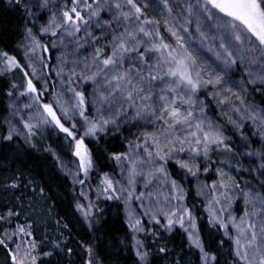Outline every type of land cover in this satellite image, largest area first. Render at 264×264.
<instances>
[{"label": "snow or ice", "instance_id": "snow-or-ice-1", "mask_svg": "<svg viewBox=\"0 0 264 264\" xmlns=\"http://www.w3.org/2000/svg\"><path fill=\"white\" fill-rule=\"evenodd\" d=\"M10 4L21 12L24 20L23 39L17 46L24 50L27 64L22 65L16 56L0 50V75L13 70L23 74V80L19 84L11 83L7 92L8 97L15 96L8 104L12 114L19 115L18 103L24 97L28 102L23 104V109L35 107L36 112L26 121L21 118L24 132L9 120L3 140L11 141L20 135L28 147L40 151L34 143L37 129L47 126L65 134L67 150L77 160L75 170L64 164L51 147L44 151L52 155L74 186H81L74 197L75 209L89 231L94 232L100 223L96 216L100 210L83 190L95 167L85 137L96 138L109 129L122 133L123 126L128 125L131 138L124 137L127 151L110 156L126 173L124 183L104 173L95 191L98 199L103 196L124 202L136 257L134 264H151L153 254L149 245L138 238V233L150 234L158 253L167 255V245L159 243L163 239L160 229L171 233L176 227L186 234L190 248L199 251L201 264H219L218 256L206 249L197 218L183 203L184 189L178 180L172 179L166 164L174 160L187 176L198 178L202 162L210 165L211 153L238 155L222 126L207 116V104L200 99L202 90L211 89L207 95L217 105H229L235 114L236 118L224 113L228 123L239 130L242 121L250 120L258 129L259 149H251L249 145L243 154L251 158L249 167L244 168L236 159L235 170L260 180V188L264 189V179H260L264 177V111L247 104L243 95L248 92V85L264 92V0H195V3L183 0L175 5L170 0H10ZM193 20L202 46L219 41L208 46L218 62L216 66L192 49L189 25ZM45 37L50 39L51 48L60 52L55 67L50 68L43 55L38 60L44 68L55 71L61 87L59 92L46 80L42 90L33 81L37 77L33 58L37 52L50 51L49 44L43 42ZM256 65L259 71H253ZM26 69H31V73ZM237 69L242 70L238 81L233 79ZM88 84L92 85L91 104L95 108L91 117L86 114L88 95L81 90ZM50 87L53 103H44L41 98ZM66 95H69L67 100ZM233 98L239 101V106L233 104ZM77 116L82 121V131L78 129ZM68 121H71L70 127L66 126ZM132 128L136 129L134 133ZM242 139L246 138L242 136ZM220 163L233 167L231 160ZM209 170L210 166L203 167L205 173ZM216 173L219 179L213 182L212 196L206 205L209 225L218 227L232 241L233 255L242 264H264V191L250 187L249 182L242 186L221 167H217ZM138 177L143 179L145 190L158 181L169 191L167 194L141 191L137 195ZM4 179L7 182L2 187L6 191L18 190L21 185L24 189L31 187L33 192L37 190L38 182L27 170H18L10 181L8 177ZM204 187L207 186L202 185L198 194ZM236 192L245 206L238 220L231 214L225 215L236 199ZM24 195L17 197L21 206ZM39 195L47 209L46 216L51 218L54 204L47 203L51 197L43 187H39ZM81 198L88 203H81ZM145 199L150 202L148 207L143 205ZM133 200L141 202L143 213L153 227L146 228L141 218L133 215ZM19 215L20 212L10 207L0 213V222L11 223V218ZM159 217H163V222ZM229 224L235 230L234 236L229 233ZM56 226L55 235L46 232L40 238H35L31 223L17 224L12 231L4 228L0 233V248L5 252L3 264H51L45 258L65 251L71 255L73 250L61 230L67 225L61 226L56 219ZM17 239L20 243H15ZM220 244H224L223 239ZM81 248L86 254L82 264H99L93 259L92 245H81Z\"/></svg>", "mask_w": 264, "mask_h": 264}, {"label": "trees", "instance_id": "trees-1", "mask_svg": "<svg viewBox=\"0 0 264 264\" xmlns=\"http://www.w3.org/2000/svg\"><path fill=\"white\" fill-rule=\"evenodd\" d=\"M195 3V0H191ZM173 4V3H172ZM151 15V10L149 11ZM175 15V11H174ZM23 24L21 12L11 6L10 0H0V50L7 51L10 55L16 56V46L23 38ZM194 24L189 25L192 33L191 43L192 49L196 50L198 55H208L210 59L216 61L212 52L208 51L209 43L218 44L219 41L206 42L203 46L199 42L198 34ZM164 34V33H163ZM207 56V57H208ZM209 58V57H208ZM217 62V61H216ZM218 64V62H217ZM242 70L237 69L233 74V79L240 80ZM23 79V74L18 70H13L5 75H0V213H4L10 207H14L20 212L19 217H12L11 223L0 222V233L4 228L9 231L15 229L17 224H33L35 238H40L44 233L49 235L56 234V219L60 220L61 226L67 225V228L61 230L65 233V238L68 247L72 248V254L67 251L63 254L54 255L50 259L51 264H82L86 259V254L83 253L81 245H92L94 248V257L99 264H134L136 257L134 250L131 247L132 233L127 226L123 216V205L120 202L103 199L99 201V210L96 216L99 218V226L97 231H89L84 223L82 216L75 209V196H77L75 187L70 177L64 175L60 170V165L44 148L48 147L45 140L41 137H34V143L40 151L28 147L24 143L20 135L14 136L13 140L5 141L4 119L8 113L6 103V94L10 90L11 83H20ZM247 79V77H245ZM253 85H248V92L244 93V99L247 104L256 105L259 110L264 111V92H257ZM208 89L207 91H210ZM207 91L202 90L199 94L200 99L205 100L207 107L205 109L207 116L222 126L224 135L229 137V143L234 151L238 153L236 157H231L228 154L211 153V166H223L230 170L237 182L242 186L249 182L250 187L264 191L260 188V180L250 176L246 172L237 173L235 170V161L239 159L244 168H246L248 158L243 154L251 149H258L260 141L253 128L250 120L242 121V126L239 130L233 129L220 117L217 103L214 99L207 95ZM124 131L117 133L114 129H109L106 133L98 138L88 140L95 167L90 173V177L96 172H115V162L110 158L112 153L123 152L125 150ZM242 136L246 139H242ZM231 160L233 167H229L228 163L221 164L220 161ZM171 173L180 178L177 168L169 163ZM27 170L32 173L37 180L38 186L36 192L32 188L24 189L23 185L18 190H5L2 184L7 182L5 177L10 178L17 174V171ZM214 178L211 171L206 179ZM264 179V177L260 178ZM186 198L188 205L194 211L197 218V227L200 232L201 239L206 246V249L212 254L218 256L219 264H242L237 257L233 255L232 241L224 237L223 231L218 230V227H212L208 223L209 215L204 208V203L196 198L193 189V181H187ZM39 187L45 189L47 196L51 197L47 203L53 205L52 217L46 216L47 209L44 207L43 198L39 195ZM24 193L23 204L17 200V197ZM146 228L153 227L149 222L144 223ZM158 227V226H157ZM160 234L163 239L160 244H166L169 253L167 255L160 254L155 245H153V237L149 234L138 233L139 239L143 240L152 251L150 257L151 264H175V261L180 260L181 264H201L199 259V251L190 248L187 236L179 227H176L173 232L168 233L160 229ZM221 239L224 244L221 245ZM14 247V244L9 241ZM5 252L0 248V264L4 262ZM10 264V262H9Z\"/></svg>", "mask_w": 264, "mask_h": 264}, {"label": "rangeland", "instance_id": "rangeland-1", "mask_svg": "<svg viewBox=\"0 0 264 264\" xmlns=\"http://www.w3.org/2000/svg\"><path fill=\"white\" fill-rule=\"evenodd\" d=\"M170 2L173 3V5H175L177 3H182L183 0H170ZM44 19L45 20L47 19V15L46 14L44 16ZM37 23L39 24V22H37ZM192 24H194L193 26L196 28L195 20H193ZM161 27L163 28L162 25H161ZM164 35H165L166 38L168 37V34L166 32H164ZM209 35H211V33H209ZM43 42L49 44L50 51L48 53H43V54L40 53V52H37L36 57L33 58V62L36 64L37 77H39V78L33 77V81L36 84L37 88L42 90L44 81L46 80L48 85H50V86L54 85L55 86V90L59 92V91H61L59 80L56 77L55 71H50V68L55 67L56 58L59 55L60 50L51 48L50 39L48 37H45ZM192 46L193 45L191 43V47ZM194 51L197 54L196 50H194ZM83 54L84 53H81V55H83ZM41 55H43L44 61L46 63H48L50 68H44L41 65V63L38 60V57H40ZM198 56L201 57L202 59L206 60L208 63L212 64L213 66L217 65V62L211 60L210 56H208V55H206V56L198 55ZM16 57L22 63V65H26L27 64V61L25 60V57H24V50L22 48H19L18 46H16ZM26 70L29 71V73H31V69H26ZM0 71H2V68H0ZM253 71H259V65L254 66ZM81 90H84L86 92V95H88V101L89 102L87 103L88 111H87L86 114L91 117V116H93L95 114V108L91 104V96H90V93L92 91V85L91 84L85 85V86L82 87ZM69 95L65 96L66 100L69 98ZM12 99H15V96L10 98L6 94L7 106L9 104L10 100H12ZM41 99H42V102H44V103H53L52 88L51 87L47 91L46 95L43 96ZM27 102H28L27 101V97L21 98L19 100V103H18V107L20 108L19 115H13L11 110L8 108L7 116L5 117L4 122H3L6 135H7V132H8V121L9 120H11L12 124L15 127L19 128L22 132L25 131L23 129V123L21 122V118H23V120L26 121L28 119L29 115H33L36 112V108L35 107L33 109H30V110L23 109V104L27 103ZM233 104L239 106V101H237V100H235V98H233ZM217 107H218L219 115L223 119V121H225L226 124H228L233 129H236V128L233 127V125L228 123L227 117L224 115V113H228L229 115H233V117L236 118L235 114L230 111V106L225 104V105H217ZM56 110H57V113L59 115L60 114L59 113V109H56ZM76 121H77V124H78V129L80 131H82V129H80V125L82 124V121L79 120L78 116L76 117ZM241 124H242V122H241ZM66 126L70 127L71 126V121L66 122ZM253 128L256 131V134H257V136L259 138V141H260V136H259L258 129L254 125H253ZM123 131H124L123 137L129 136V126L128 125H124L123 126ZM131 131L134 133L136 131V129L132 128ZM36 132H37L36 137L38 136V137H41L42 139H44L46 144H47V146L51 147L54 151L57 152V154L59 155L61 161L64 164H66L69 168L75 170V166H76L77 160H76L75 157L71 156V153L67 150V141L65 139V134L59 133L58 130H53L51 127H47V126L42 127L40 129H37ZM102 134H104V133H99L98 137L100 135H102ZM78 135H79V133H78ZM129 138H131V137L129 136ZM91 139H94V138L85 137V144L89 148V150H90V147H89L87 141L91 140ZM125 143H126V146H125V150L124 151H127L128 146H127V141L126 140H125ZM181 156L183 157L184 154H181ZM249 161L250 160H247L246 168L249 167ZM114 162H115V168H116L115 172H96L91 177H90V174H89V178H88V180L86 182V185L83 188V190L88 194V196L91 199V201L96 205L97 209L100 206L99 205V201L105 199L103 196H100V198L98 199L97 198V193L95 191L96 186L100 183V178L103 176L104 173H107L109 175V177L112 178L114 181H121L122 183H124L123 177H124V175L126 173L122 172L121 167L118 166V164H117V162L115 160H114ZM169 163L173 164L177 168L178 174L180 175V178L174 176L171 173V171L169 170V167H168ZM204 166H210V170L207 173H205L203 171V167ZM166 167H167V170H168L169 174L171 175L172 179L178 180V182L181 184L182 188L184 189L185 199H184L183 203H184V205L186 207H188L192 211L194 216H195L194 211L192 210V208L187 203V198H186V190H187L186 186L188 185L187 181H189V180L193 181V189L195 191V196H196L197 199H199L200 201H202L204 203V208L206 210V205L208 204V201L211 199V196H212L211 186H212L214 181H218V179H219L218 176H217V173H216L217 167L223 168L225 172H227L230 175L234 176L233 173L230 170L226 169L223 166H219V165L211 166L209 164H204L203 162H202V166H201L198 178L187 176L184 173L183 170L178 168V166L175 164L174 160L168 161L167 164H166ZM211 171L213 172L214 178L212 180H207L206 177ZM81 178H83V177L81 176ZM143 184H144L143 179L138 177L137 178V184H136V194L137 195H139V193L141 191L162 192V193H165V194H167L168 191H169V189L167 187L161 186L158 181L154 182V184L151 185L147 190L144 189ZM202 185H206L207 187H204L203 188V192L201 194H198L200 192V190H201V186ZM74 187H75L76 193L78 195L79 191L81 190V186L80 185H75ZM117 188H119V185H117ZM89 189H91V191ZM234 195H236V199L233 200V203H232L231 208L229 209V212L226 213L225 215L231 214L232 216L236 217L237 220H238L239 217L241 215H243L245 206H244V201H243L242 197L239 196V193L236 192V193H234ZM162 199L163 198L161 197V200ZM113 201L120 202L123 205V216H124V220L126 222L127 211H126L124 202L122 200H115V199H113ZM81 203L86 205L88 203V201L84 200L83 198H81ZM149 203H150L149 200L145 199L143 201L144 207H148ZM151 203L154 204L155 201L153 200ZM172 203L175 204L176 202L172 201ZM131 211H132L133 215L138 216L139 218H141L143 224L146 223V222H149L148 221V217L145 216L144 213H143V208L141 206V202L140 201H136V200L131 201ZM159 218L163 222V217H159ZM257 219H259V217H257ZM130 232H131V230H130ZM229 233H230V235H233V236L235 235V230L232 229L231 224H229ZM15 243H20V240L17 239L15 241ZM14 247H15V244H14ZM233 247H234V245H233Z\"/></svg>", "mask_w": 264, "mask_h": 264}]
</instances>
